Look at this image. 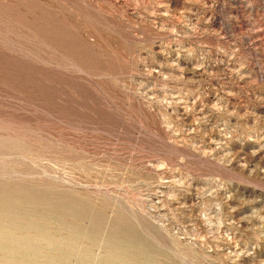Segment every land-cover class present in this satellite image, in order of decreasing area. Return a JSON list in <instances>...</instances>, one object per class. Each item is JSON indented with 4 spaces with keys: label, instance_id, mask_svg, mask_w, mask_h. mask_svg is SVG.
Listing matches in <instances>:
<instances>
[{
    "label": "rangeland",
    "instance_id": "374dc122",
    "mask_svg": "<svg viewBox=\"0 0 264 264\" xmlns=\"http://www.w3.org/2000/svg\"><path fill=\"white\" fill-rule=\"evenodd\" d=\"M0 264H264V0H0Z\"/></svg>",
    "mask_w": 264,
    "mask_h": 264
}]
</instances>
